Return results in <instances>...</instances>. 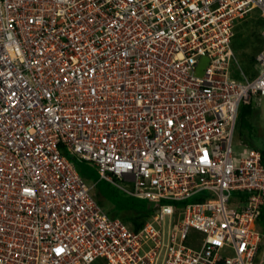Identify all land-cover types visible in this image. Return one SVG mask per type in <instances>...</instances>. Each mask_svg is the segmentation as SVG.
I'll return each mask as SVG.
<instances>
[{"label": "built area", "instance_id": "1", "mask_svg": "<svg viewBox=\"0 0 264 264\" xmlns=\"http://www.w3.org/2000/svg\"><path fill=\"white\" fill-rule=\"evenodd\" d=\"M255 10L0 0V264H256L264 158L233 144L240 105L264 97V47L253 75L233 63ZM73 160L152 215H108Z\"/></svg>", "mask_w": 264, "mask_h": 264}, {"label": "rangeland", "instance_id": "2", "mask_svg": "<svg viewBox=\"0 0 264 264\" xmlns=\"http://www.w3.org/2000/svg\"><path fill=\"white\" fill-rule=\"evenodd\" d=\"M264 28V17L259 11H253L250 17L242 20L237 27L233 41L235 53L234 65L242 75V71L247 75H253L255 71V60L258 53L263 49L264 42L261 38V30ZM237 71V70H236ZM235 74L238 76V74ZM255 127V134L264 136V97L261 100H254L252 104L240 105L239 118L237 121L233 144L238 150L243 149L245 140L243 135L251 127ZM75 161L81 174L92 188V193L98 200L102 208L108 215L120 218L130 223L135 220L141 210H148L152 203L147 200H141L126 193L123 189L117 187L112 182L104 179L99 174L97 168L86 161ZM238 196L237 192H233ZM130 225H133L131 223ZM256 230L264 234V227L256 223ZM262 249L257 255L256 264H264V239L261 244Z\"/></svg>", "mask_w": 264, "mask_h": 264}, {"label": "trees", "instance_id": "3", "mask_svg": "<svg viewBox=\"0 0 264 264\" xmlns=\"http://www.w3.org/2000/svg\"><path fill=\"white\" fill-rule=\"evenodd\" d=\"M255 127L251 126L246 134L243 135V138L245 140V144H247L248 146L260 150L263 154V158H264V136H258L257 134H255ZM80 171V169H78ZM205 198L204 195L199 196L197 199L195 200H201ZM153 207V205H152ZM149 208L148 210H141L138 214V216H136L135 220H133V226L135 227V229H139L141 228L144 223L146 222V220L152 215L153 213V208ZM125 221V220H124ZM259 223L262 225V227H264V206L262 208V212L261 215L259 216ZM263 239H264V234H263ZM262 249V246L260 248V251ZM259 251V252H260ZM96 264H105V262L103 260L98 261Z\"/></svg>", "mask_w": 264, "mask_h": 264}]
</instances>
